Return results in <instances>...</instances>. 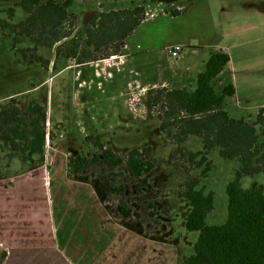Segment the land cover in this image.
Returning <instances> with one entry per match:
<instances>
[{"label": "rangeland", "instance_id": "374dc122", "mask_svg": "<svg viewBox=\"0 0 264 264\" xmlns=\"http://www.w3.org/2000/svg\"><path fill=\"white\" fill-rule=\"evenodd\" d=\"M47 1L42 0V3ZM70 1L67 20L50 33V27L24 26L29 15L17 6L16 0H0V109L17 104L25 110L33 101L43 105L53 138L50 140L52 154L58 162L68 159L69 163L76 156L92 158L99 153L94 143L98 137L106 148L124 160L130 152L138 150L150 162H156L154 170L137 181L130 179L125 163L113 172L93 168V175H88L95 179L93 184L103 191L111 206L119 207L120 200L126 198L142 230L149 231L150 226L151 234L171 239L177 247L180 264H184L194 253L199 235L186 229L189 210L178 192L186 181L197 180L198 188L215 197L214 210L206 223L223 225L228 214L226 189L234 181L240 163L223 160L219 149H213L208 154L211 171L202 176L206 165L199 167V159L191 165L187 156L176 153L178 145L173 139L161 132L165 110L162 104L148 107V102L162 88L144 87L149 82H159V75L167 77L182 70L183 63H178L180 58L172 69L159 50H144L121 67L117 64L123 60L115 57L77 65L84 62L83 53L94 51L83 49L87 41L83 31L100 12L142 6L146 17V13L152 11V18L146 23V19L143 21L137 34L129 38L130 43L151 40L154 45L166 46L177 40L212 50L222 49L231 60L234 78H230V82L234 80L237 87L235 98L226 101L227 111L231 118L254 123L258 112L264 110V0H179L170 6L152 0ZM178 6L184 11L179 16L162 13L168 11L172 15ZM78 45L77 56H71L69 49ZM188 54L187 49L184 50L181 59ZM34 57L42 62H35ZM197 59V56L190 57L194 64ZM214 87L221 92L223 85L215 81ZM181 147L186 153L203 151L201 138L197 136L187 137ZM146 148L151 151L145 153ZM172 154L175 158L169 161ZM4 156L0 153V158ZM0 165V175L23 169L18 161L9 171L2 169L4 164ZM137 183L143 185L140 196L134 189ZM254 183L264 186V175L242 179L244 189ZM121 189L123 194H120ZM184 190L185 187L182 192ZM149 205L155 209L149 211ZM149 212L154 213V218L149 217ZM119 241L122 245L110 246L111 252L127 250L132 243ZM2 254L0 250V256Z\"/></svg>", "mask_w": 264, "mask_h": 264}, {"label": "trees", "instance_id": "16d2710c", "mask_svg": "<svg viewBox=\"0 0 264 264\" xmlns=\"http://www.w3.org/2000/svg\"><path fill=\"white\" fill-rule=\"evenodd\" d=\"M16 1L17 6H21L29 15L24 26L50 27V33H54L67 20V7L71 3L70 0H49L45 3L42 0ZM152 1L164 5L179 2ZM145 12L144 7L138 6L132 10H112L94 15L83 31L87 39L83 49L92 48L94 51L83 53L86 55L81 59L84 62L78 59L81 62L77 65L123 54L128 39L145 20ZM182 12L174 11L172 15L179 16ZM78 49L79 45L69 49L70 55L77 56ZM33 60L42 62L37 57ZM229 63L228 54L222 49H213L206 69L198 75L194 88H162L148 102V107L162 104L165 113L161 132L173 139L178 145L176 153L187 156L191 165L196 164L198 159L199 167L206 165L202 176L211 171L208 154L213 149H219L223 160H238L240 163L234 181L226 189L228 214L223 225L209 226L206 223L208 215L214 210L215 197L213 193L206 194L198 188L197 180L186 181L178 192L189 210L185 219L186 229L199 235L194 253L185 259L184 264H264V186L254 183L249 189L242 187L243 178L264 175V110L258 112L254 123L230 117L226 101L235 95L233 84L224 85L221 92L214 87V81ZM48 123L47 109L37 101H33L25 110H21L17 104L0 109V153L5 154L0 158V164H4L2 169L9 171L16 161L23 166L21 171L0 175V179L30 172L44 164L48 136L53 140L48 133ZM189 136L201 138L203 151L184 152L181 146ZM94 143L99 149L98 154L92 158L76 156L69 160L72 176L84 175L93 168L113 172L125 163L130 179L137 181L156 166V162H150L141 151L130 152L124 160L106 148L99 137ZM150 151L151 148L145 149V153ZM175 154L170 156L169 161L175 158ZM142 186L141 183L135 184L136 195H142ZM120 194H123L122 189ZM125 199L120 200L116 216L127 221L132 217V212ZM154 209L153 205H149V211ZM149 217L154 218V213L149 212ZM5 259L4 253L0 256V264Z\"/></svg>", "mask_w": 264, "mask_h": 264}, {"label": "crops", "instance_id": "0c3cea01", "mask_svg": "<svg viewBox=\"0 0 264 264\" xmlns=\"http://www.w3.org/2000/svg\"><path fill=\"white\" fill-rule=\"evenodd\" d=\"M175 10L183 11L179 6ZM151 13L147 12L144 23L152 18ZM162 13L173 17L168 11ZM139 42L131 44L128 39L125 54L114 56L123 60L118 67L144 50L163 51L167 62L169 50L176 45L183 47L182 54L186 49L189 52L185 59H181V55L178 61L183 63L182 70L167 77L159 75V82H149L144 87L152 89L194 88L212 51L211 47H198L187 41L175 40L166 46L154 45L151 40ZM191 56L199 58L195 64L190 60ZM233 74L230 60L215 81L223 86L233 84L235 95L232 98H235L236 83L230 82ZM49 129L50 123L48 133ZM52 151L48 136L45 162L41 167L0 179V250L6 254L2 264H180L177 247L171 239L151 234L150 226L149 231L142 230L133 213L127 221L116 216L118 207L111 206L103 191L93 184L95 179L89 176L93 174L72 176L68 159H58V162ZM119 239L132 243L127 250L111 252L110 246L122 245Z\"/></svg>", "mask_w": 264, "mask_h": 264}, {"label": "built area", "instance_id": "2783aa9c", "mask_svg": "<svg viewBox=\"0 0 264 264\" xmlns=\"http://www.w3.org/2000/svg\"><path fill=\"white\" fill-rule=\"evenodd\" d=\"M183 51V47L176 45L169 50V64L171 67L177 64L178 59L180 58Z\"/></svg>", "mask_w": 264, "mask_h": 264}]
</instances>
